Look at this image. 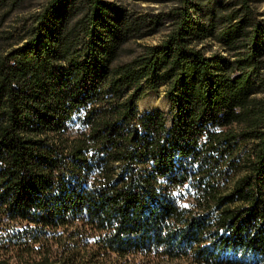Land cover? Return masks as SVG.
<instances>
[{
    "label": "trees",
    "instance_id": "trees-1",
    "mask_svg": "<svg viewBox=\"0 0 264 264\" xmlns=\"http://www.w3.org/2000/svg\"><path fill=\"white\" fill-rule=\"evenodd\" d=\"M135 1L175 17L156 44L162 15L109 0H43L0 44V264H264V22Z\"/></svg>",
    "mask_w": 264,
    "mask_h": 264
},
{
    "label": "rangeland",
    "instance_id": "rangeland-1",
    "mask_svg": "<svg viewBox=\"0 0 264 264\" xmlns=\"http://www.w3.org/2000/svg\"><path fill=\"white\" fill-rule=\"evenodd\" d=\"M43 0H32L25 3L20 9L13 11L9 17L4 21H1L0 28V44L5 46L7 44L13 43L19 34H21L23 27L28 24L29 17L32 12L40 5ZM118 3L125 4L127 6L133 7L136 11L142 14H148L150 16H159L162 15V22L164 24L161 31L158 33L146 37L145 39L139 40L138 42L144 44H156L167 32V29L172 24L173 15L167 14L169 5L166 3H154L152 1L148 2H138L135 0H109ZM229 1V0H226ZM251 4L258 14L260 20L264 22V0H251ZM209 46V43H206ZM131 48H137L136 44H132ZM216 49V47H214ZM210 54V52H209ZM139 111L141 113L150 112L153 110H163L168 112L170 110L171 104L164 92H153L148 91L144 97L138 102ZM163 264H191L187 260H166Z\"/></svg>",
    "mask_w": 264,
    "mask_h": 264
}]
</instances>
